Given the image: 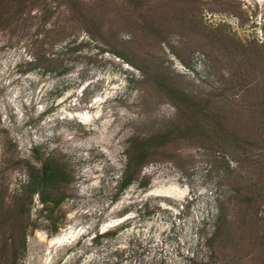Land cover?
I'll return each instance as SVG.
<instances>
[{"label":"rangeland","instance_id":"rangeland-1","mask_svg":"<svg viewBox=\"0 0 264 264\" xmlns=\"http://www.w3.org/2000/svg\"><path fill=\"white\" fill-rule=\"evenodd\" d=\"M48 1L47 7L13 5L21 20L0 27V190L6 197L0 211L28 183L27 162L42 166L35 148L43 158L68 162L74 181L55 211L35 195L19 263L264 264V204L248 209L232 199L221 237L208 242L220 201L233 188L222 184L196 139L174 144L120 189L133 136L157 134L177 122L185 126L152 77L156 66L167 68L190 95L216 105L214 118L201 123L210 140L221 139L213 128L222 123L229 146L227 129L250 131L251 141L264 146V51L237 41L256 37L264 45V0H84L88 10L100 12L112 42L82 32L88 44L81 57H68L71 69L64 75L27 71L30 49L43 37L37 17L49 12L54 23L75 15L66 0ZM239 79L246 84L238 86ZM244 170L264 184V170L252 164ZM6 231L0 228V246ZM60 235L67 238L52 244Z\"/></svg>","mask_w":264,"mask_h":264},{"label":"trees","instance_id":"trees-1","mask_svg":"<svg viewBox=\"0 0 264 264\" xmlns=\"http://www.w3.org/2000/svg\"><path fill=\"white\" fill-rule=\"evenodd\" d=\"M66 1L70 4L71 9L75 11L74 18L52 23V16L49 12H44L41 17H37L43 31V37L35 40L30 49V58L26 60L28 72L42 69L45 73L67 74L71 69L68 57L70 55L81 57L83 49L88 44L85 39L81 40V33L84 31L87 32L91 40H101L104 44H111L112 41L105 33L104 26L100 22V12L95 13L93 10H88V3L84 0ZM138 1L128 0L129 3L134 4H138ZM37 3H41L46 7L49 5L48 0H0V27L7 28L21 20V17L11 11L13 5H36ZM29 19L32 20L34 17ZM113 40L117 46L121 45L116 38ZM237 41L244 46L247 44L256 48V50L264 51L263 42L256 37H253L247 43L239 38ZM112 51L117 57L136 66V63L124 52L117 48L112 49ZM137 68L141 70L144 77L150 76L146 69L139 66ZM156 70L152 75L153 79L160 92L164 93L176 106L179 120L183 119L185 126L182 127L177 122L157 134L133 136L125 152L127 166L121 180L120 189L123 191L131 186L135 180L141 177L144 168L158 159L159 156H167V152L174 144L186 138L196 139L213 158L216 169L221 172L222 184L233 188L227 199L220 201V215L216 223V230L213 236L208 239L211 244L222 235L223 226L226 222L225 206L232 199L238 198L239 203L248 209H259L264 204V201L260 200L264 196V184L259 183L261 179L257 182L254 176L244 170L246 164L247 166L251 164L252 166H258L264 170V146L254 144L251 141L250 131L241 132L227 129V132L231 133L233 137V140H231L233 143L229 146V143L223 140L222 137V134L226 133L222 123L220 124L221 127L213 128L217 135L220 134L221 139L210 140L207 135L210 130L204 125L201 127V123L207 118H214L212 107L216 105L208 102L204 103L203 100L190 95L179 87L169 75L167 68L156 66ZM239 80L236 81L238 86L246 84L243 79ZM217 115L221 117L219 113ZM227 146L232 149L231 152H228ZM34 151L37 158L42 161V166L38 167L31 162H27L28 183L21 193L14 196L9 207L0 211V228L7 230L6 236L1 239L0 246V262L5 264H20L22 254L26 252L27 235L32 226L31 213L35 195L39 194L42 204L48 208L51 207V210L55 211L66 201L68 189L74 181V175L68 162L50 155L43 158L40 156L38 148H35ZM252 151H257V153L253 155ZM16 164L19 165L22 162L17 160ZM5 200L6 197L3 191L0 190L2 204Z\"/></svg>","mask_w":264,"mask_h":264},{"label":"bare ground","instance_id":"bare-ground-1","mask_svg":"<svg viewBox=\"0 0 264 264\" xmlns=\"http://www.w3.org/2000/svg\"><path fill=\"white\" fill-rule=\"evenodd\" d=\"M66 238H67L66 235H60V236H57L56 238L52 239L51 242H52V244L60 243V242L64 241Z\"/></svg>","mask_w":264,"mask_h":264}]
</instances>
